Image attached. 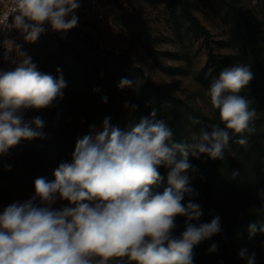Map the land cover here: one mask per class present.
<instances>
[{"label":"clouds","instance_id":"clouds-1","mask_svg":"<svg viewBox=\"0 0 264 264\" xmlns=\"http://www.w3.org/2000/svg\"><path fill=\"white\" fill-rule=\"evenodd\" d=\"M79 0H13L4 31L17 30L26 42H35L46 31L67 32L78 26ZM14 14V15H12ZM3 59L15 52L13 70H0V155L21 140L43 138L40 117L24 119L29 109H44L63 98L66 81L37 70L32 58L12 39L2 42ZM250 66L225 67L206 93L226 129L236 134L254 131L256 115L249 101L238 95L253 80ZM134 81L122 78L119 88H133ZM99 91V89H94ZM107 103V97H102ZM127 107V105H126ZM141 117L125 129L112 126L111 117L77 137L70 162L54 171V181L43 177L34 182V194L16 201L0 212V264H194L195 246L222 231L221 218L192 223L203 215L194 202L199 193L192 186L199 170L189 158L206 155L221 160L231 139L219 125L201 128L190 141L178 142L163 120ZM194 123H199L194 120ZM240 145L246 140L236 141ZM167 169V187L154 191ZM239 175L233 173V178ZM203 179V177H201ZM189 199L185 202V198ZM57 201L67 203L59 208ZM185 217V229L174 236L176 217ZM264 233V227L259 229ZM257 232L249 225V237ZM218 251L213 243L209 253ZM246 264H255L256 253L238 251Z\"/></svg>","mask_w":264,"mask_h":264},{"label":"rangeland","instance_id":"rangeland-1","mask_svg":"<svg viewBox=\"0 0 264 264\" xmlns=\"http://www.w3.org/2000/svg\"><path fill=\"white\" fill-rule=\"evenodd\" d=\"M188 1L192 5V10L197 16L201 24L211 34V44L214 52L223 60L224 67L237 65L250 66L254 78L247 87L238 94L249 101V108L255 109L256 115L253 122L254 132L258 134L260 140L264 141V95L262 94V83L258 77L255 68L251 62L249 52L245 46V41L240 35L235 34V17L233 13H227L230 9L225 8L226 5H232L234 8L244 13V18L255 26V29L261 36V44L264 48V19L262 17V5L260 0H183ZM103 7V8H102ZM101 9L104 13L102 20L96 21L94 18L80 20L96 31L95 40L87 38H72L66 45H57L51 51V58L48 56L37 55L32 56V60L41 61L47 64V68L54 64L64 63L72 60V52H68L67 45L78 50L86 58L89 68V78L97 77L99 64L103 62L105 55H112L120 62L128 64V69L120 68V62L115 61L114 67L119 72V76L124 75L128 78L134 70L140 71V76L132 79L134 81L133 88H121L122 98L120 100V109L124 113L138 122L141 117H150V113L140 110L141 117H138L133 102L138 95L143 84L148 82L151 86L169 89L182 103L188 104L195 108L204 118L206 125L211 130L212 125H219L229 132L231 141L235 136L232 130L226 129L225 124L220 120L219 110L214 109L210 103V97L206 95L212 82L216 80L210 72L204 73L208 60V48L204 37L197 34L187 23L182 15L181 9L176 10L175 21L173 9L170 8L167 0H102ZM67 39V38H66ZM30 52V50L28 51ZM27 55L29 56V53ZM103 54V55H102ZM41 58H40V57ZM156 56L167 70L175 68L177 71L161 70L155 63ZM68 65V64H67ZM47 68L42 73L50 74ZM95 71V72H94ZM122 78H125V77ZM115 78H118L117 76ZM129 79V78H128ZM92 82V81H91ZM94 82H97L94 80ZM119 84V83H118ZM91 89L93 83H91ZM135 95V96H134ZM156 98L151 99L152 106L157 108L158 102ZM100 107L104 105L102 98L98 101ZM127 105V107H126ZM62 120L67 123L63 134L68 139L69 146L61 145V150L68 151L64 154L67 161H71V154L74 151L77 137H81L89 130V125L95 123L97 126L101 124L105 118L99 112L88 109L87 118L84 115L76 116L68 110L62 111ZM40 117L44 124L49 128L51 139H56L55 134L58 133V127L63 122L57 120L53 123L52 116H45L42 109H29L24 112V119L31 120L33 117ZM157 120H163L167 124L166 112L156 113ZM180 125V133L183 141H190L192 135L197 133L191 128L190 123L185 116H182ZM230 142V141H229ZM60 150V151H61ZM246 148H241L239 144H230L224 150V158L231 160L233 172H239L243 182L254 174L252 159L247 155ZM56 150L52 153L53 161L63 163ZM7 159L14 162L10 155H0V160ZM204 155L199 159L193 158L198 172L194 175L196 182L199 181L204 169ZM252 163V164H251ZM19 165L23 166L22 161ZM247 171V172H246ZM15 177L6 181L2 179L0 173V212L3 208L16 201H26L34 191H29L19 187L21 170H15ZM248 175L247 178L244 175ZM19 175V176H18ZM226 180L217 186L218 197L220 202L226 207L237 206L241 211L247 209L264 208V190L246 189L245 184H239V187L228 186L231 179L229 175ZM55 177L45 179L52 182ZM246 182V181H245ZM155 191V189H154ZM162 193V192H161ZM66 201H57L54 208H59L66 204ZM202 211L204 202L200 203ZM204 217V212L198 221ZM181 231L175 229L174 236H179ZM252 247L249 253L255 252V264H264V242L258 237H253ZM120 264H128L127 260L120 261Z\"/></svg>","mask_w":264,"mask_h":264},{"label":"trees","instance_id":"trees-1","mask_svg":"<svg viewBox=\"0 0 264 264\" xmlns=\"http://www.w3.org/2000/svg\"><path fill=\"white\" fill-rule=\"evenodd\" d=\"M170 8L173 9V14L175 21L179 23L178 18H176V10L181 9L182 15L187 23L192 27V29L204 37L206 47L208 48V60L205 67L204 73L210 72L212 76L218 79L220 72L225 68L223 60L214 52L211 44V34L206 30V28L201 24L197 16L192 10V5L188 1L183 0H167ZM262 5V17L264 19V0H260ZM225 8L230 9L229 13H233L235 17V34L240 35L245 41V46L249 52L251 62L255 68V71L260 77V81L263 82L262 94L264 95V48L261 44V36L255 29L252 23L244 18V13L234 8L232 5H226ZM233 11V12H231ZM87 38L94 39L95 36L89 33H83L77 30H70L67 35V41L72 38ZM56 42L53 39H46L42 43L34 45L29 53V56H36L38 54L48 56L51 58V51L53 47H56ZM66 45L64 42L57 43V45ZM71 44L67 45V51L72 52V60L69 63L64 61V63L54 64L47 68V64L41 63V61L32 62L36 64L38 71H43L47 68L48 72L54 77L58 78L61 73L56 71L57 68L62 70L63 79L66 81V87L63 91V98H58L53 101V103L42 109L45 116H52L53 123L57 120H62V111H71L77 117L84 115L89 118L87 112L88 109H93L99 112L104 117H111L110 123L112 126H116L125 129L130 123L135 122L132 118L127 116L120 107V100L122 98V89L118 87V83L124 75L119 76V72L114 67V62H120L117 57L112 55H105L103 62L99 64L98 69H96L97 77H91L89 74V68L87 67L88 62L86 58L78 50L70 47ZM103 55V54H102ZM40 57V56H39ZM41 58V57H40ZM155 63L158 64L161 70L164 71H177L175 68L167 70L164 65L160 62L159 58L156 56ZM120 68L126 70L128 69V64L125 62H120ZM68 64V65H67ZM94 71V72H95ZM42 73V72H41ZM118 78H115V77ZM140 76L139 70H134L132 74H129V79H134ZM127 78L126 76H124ZM96 80L97 82H94ZM92 81V82H91ZM91 83L93 87L91 89ZM94 89H99V91H94ZM138 95L135 97L134 108L138 117H141L140 110L145 113L151 112L153 110L158 112H166L167 114V125L173 131V138L182 142L183 138L180 133V125L182 116H185L187 121L190 123L191 128L199 134L201 128L209 130L203 116L192 106L182 103V101L176 97L167 88H158L151 86L148 82L142 85ZM135 96V95H134ZM102 97H107V103H104L100 107L98 101ZM156 98L157 108H154L151 103V99ZM62 115V116H61ZM157 120V116H155ZM194 120H198L199 123H194ZM59 121V122H60ZM62 125L58 127V133L55 134L57 138L51 139L49 135V128L44 124L41 130L44 133L43 138H36L32 140H21L20 143L10 148L7 155H10L14 162L3 159L0 160V173L2 174V179L9 181L13 179L16 175L15 170H21V178L19 187L27 189L29 191H34V182L37 178L43 177L50 179L53 177L54 171L58 168L60 163H55L53 161L52 153L56 150V154L59 155L63 162H68L64 154L68 151L61 150V145L69 146L68 139L66 135L63 134L66 128V121L62 120ZM250 127H253V122L250 123ZM210 131V130H209ZM240 138L246 140V144L240 145L241 148L247 147V155L252 159L254 174L248 177L247 180L243 182L240 174L233 178V169L231 166V160L222 158L221 160H213L204 155V169L201 174L199 181H192V186L199 193L198 196L194 198L195 203L204 202V217L201 221H192L199 225L200 223H209L214 216H219L221 218L222 231L214 235L211 239L201 242L199 245L195 246L194 252V264H246V261L242 260L238 256V251L241 248H247L250 250L252 247L251 241L253 237H258L259 240L264 242V233L260 232L259 229L264 227V208L259 209H247L246 211H241L237 206L226 207L224 206L218 197L217 186L219 183L226 180L225 177L229 175L231 178L228 181V186L230 188L239 187V184H245L246 189L253 187L254 189L264 190V141L260 140L258 134L254 131L251 133L244 132L241 134H236L230 144H238L236 141ZM61 150V151H60ZM64 154H61L63 153ZM19 161H22L23 166L19 165ZM189 162L195 166L193 158H189ZM252 164V163H251ZM159 172L164 179L159 184L155 191L163 192L167 185V169L164 167L159 168ZM247 172V171H246ZM19 176V175H18ZM247 178V174L244 175ZM189 198H185L187 202ZM185 217H176V228L177 230L183 232L185 229ZM255 224L257 227V232L251 238L249 237V225ZM215 243L218 245V251L215 253H209L208 249Z\"/></svg>","mask_w":264,"mask_h":264},{"label":"built area","instance_id":"built-area-1","mask_svg":"<svg viewBox=\"0 0 264 264\" xmlns=\"http://www.w3.org/2000/svg\"><path fill=\"white\" fill-rule=\"evenodd\" d=\"M80 7L76 10V15L78 16V26L71 29L77 30L83 33H89L96 35V31L90 28L87 24L80 20L94 18L96 21L102 20L104 18V13L101 9L102 0H79ZM13 0H0V29H4L6 25L12 22L11 15L5 20V13L9 12L12 7ZM103 8V7H102ZM14 15V14H12ZM46 31L42 33L35 42H26L23 36L17 31L12 30L10 32L0 30V70L8 71L13 70L15 65L11 63V60H16L19 62V58L16 53H11L10 60L5 61L3 59L4 51L2 42L4 39H12L16 44L21 46V50L27 53L34 45L42 43L46 39H53L56 42L65 41L70 30L67 32H55L50 26L45 25ZM120 261H113L112 264H120Z\"/></svg>","mask_w":264,"mask_h":264}]
</instances>
